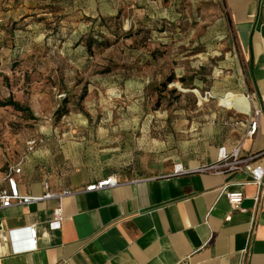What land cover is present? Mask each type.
<instances>
[{"label":"crops","instance_id":"1","mask_svg":"<svg viewBox=\"0 0 264 264\" xmlns=\"http://www.w3.org/2000/svg\"><path fill=\"white\" fill-rule=\"evenodd\" d=\"M206 2L227 14L241 56L228 52L223 67L233 82L212 92L251 95L250 110L221 106L206 114L201 137L170 151L164 140L144 137V155L135 162L130 147L102 131L95 151H72L64 138L48 137L16 163L18 189L40 197L47 182L50 192L70 193L0 208V264H264V200L255 203L250 174L201 170L216 161L218 147L237 145L243 157L255 156L252 166L264 167V0H186L194 21L201 20L198 11L206 19ZM255 109L258 129L250 138ZM175 163L186 171L174 174ZM108 177L114 186L85 189ZM224 189L243 192V210L231 209ZM57 208L60 222L53 219ZM29 225L36 228L35 248L14 253L10 230ZM29 244L24 234L20 245Z\"/></svg>","mask_w":264,"mask_h":264},{"label":"rangeland","instance_id":"2","mask_svg":"<svg viewBox=\"0 0 264 264\" xmlns=\"http://www.w3.org/2000/svg\"><path fill=\"white\" fill-rule=\"evenodd\" d=\"M187 6L0 0V101L11 97L25 108L0 106V169L26 160L30 137L38 146L64 138L72 151H95L102 131L130 147L134 162L144 155V137L164 140L169 151L201 137L206 114H218L219 99L237 94L212 92L233 82L223 67L228 52L241 56L222 9L206 2V19L197 10L201 20L194 21ZM237 104L246 111L243 100Z\"/></svg>","mask_w":264,"mask_h":264},{"label":"built area","instance_id":"3","mask_svg":"<svg viewBox=\"0 0 264 264\" xmlns=\"http://www.w3.org/2000/svg\"><path fill=\"white\" fill-rule=\"evenodd\" d=\"M246 98L252 99L251 95H247ZM231 108V107H230ZM260 110L255 109L253 112L252 118L249 119L245 136L253 137L258 129V120L257 116L259 115ZM38 138L30 137L25 142V152L26 154L32 152L37 146ZM240 145H237L231 149H227L225 146H220L217 149L216 161L212 164L207 165L206 167L201 168V170H205L214 174H219L224 171H246L251 176V182L255 184L258 188V191L254 197L255 203H259V201L264 200V167L261 165L252 166L250 164V160L255 157L248 156L243 157L240 154ZM21 168L19 164H11L2 169H0V208L10 207L12 205H20L26 204L42 199H48L52 197H60L62 195H66L70 193L65 190L60 194L49 191V185L47 182H44L43 188L44 193L40 197H31L27 195L20 194L18 189V183L15 175L20 173ZM186 171V168L182 166L181 163H175L173 165L172 172L174 174H182ZM116 181L112 177H108L107 179L97 181L88 185L85 189L87 191H95L100 190L105 187L114 186ZM223 195L228 200L231 209L233 210H243L241 209V202L243 200V192L240 190H227L224 189L222 191ZM54 221L60 222L62 220V213L59 208L55 209L53 212ZM226 219H230V215L226 216ZM24 234H26L27 239L29 240V245L27 247H22L20 242L23 239ZM10 241L13 245V252H21L25 250H31L35 248L36 245V228L34 225L25 226L23 228L12 229L10 230Z\"/></svg>","mask_w":264,"mask_h":264},{"label":"bare ground","instance_id":"4","mask_svg":"<svg viewBox=\"0 0 264 264\" xmlns=\"http://www.w3.org/2000/svg\"><path fill=\"white\" fill-rule=\"evenodd\" d=\"M243 94V93H242ZM227 95H229V96H227V98L226 99H219V101H220V103L221 104H223V106H227V107H231V106H234L235 108H237V109H239L238 108V104H237V100L238 99H241V100H243L244 101V103L246 104L245 106H246V111H244V112H248L249 110H250V108H251V101H249L245 96H243V95H237V94H233V93H229V94H227ZM226 96V95H225ZM224 96V97H225ZM223 97V98H224ZM240 110V109H239Z\"/></svg>","mask_w":264,"mask_h":264},{"label":"trees","instance_id":"5","mask_svg":"<svg viewBox=\"0 0 264 264\" xmlns=\"http://www.w3.org/2000/svg\"><path fill=\"white\" fill-rule=\"evenodd\" d=\"M173 80V76H168L167 79L163 82V86L165 87L169 82H171ZM83 96H81L82 98ZM12 106L14 109L16 110H20L22 111L23 106L19 104V102L13 100L11 97H9L7 100L4 101H0V106ZM59 111V109L56 110V112ZM61 114V113H60Z\"/></svg>","mask_w":264,"mask_h":264}]
</instances>
